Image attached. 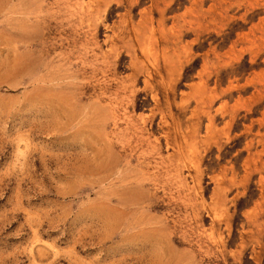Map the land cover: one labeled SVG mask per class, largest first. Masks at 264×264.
Masks as SVG:
<instances>
[{"label": "rangeland", "instance_id": "rangeland-1", "mask_svg": "<svg viewBox=\"0 0 264 264\" xmlns=\"http://www.w3.org/2000/svg\"><path fill=\"white\" fill-rule=\"evenodd\" d=\"M0 264H264V0H0Z\"/></svg>", "mask_w": 264, "mask_h": 264}]
</instances>
